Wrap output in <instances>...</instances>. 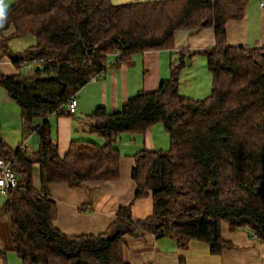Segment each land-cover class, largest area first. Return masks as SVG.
<instances>
[{
    "label": "trees",
    "instance_id": "obj_1",
    "mask_svg": "<svg viewBox=\"0 0 264 264\" xmlns=\"http://www.w3.org/2000/svg\"><path fill=\"white\" fill-rule=\"evenodd\" d=\"M247 2L15 0L0 17V61L9 59L19 72L2 74L1 86L20 105L26 135L41 136L36 153L13 151L0 139V159L11 160L19 179L0 217L11 225L13 250L23 264H127L125 237L145 234L181 246L205 242L221 255L236 248L224 239V224L264 243V47L233 46L227 37L228 23L244 18ZM208 28L215 30L216 44L200 51L213 76L206 99L180 93L181 72L193 57L180 50V65L173 62L170 79L158 90L141 91L116 113L100 108L89 117L91 131L105 145L74 141L62 158L49 122L38 129V120L57 113L103 75L111 57L120 65L138 53L174 50L178 33ZM28 35L36 37V46L13 53L10 41ZM35 59L54 62L23 76L22 64ZM157 124L170 136V151H139L132 172L135 199L152 196V216L135 222L130 205L99 236L69 237L56 229L50 187L118 181L117 142L124 135H146ZM36 164L41 192L33 185Z\"/></svg>",
    "mask_w": 264,
    "mask_h": 264
},
{
    "label": "crops",
    "instance_id": "obj_2",
    "mask_svg": "<svg viewBox=\"0 0 264 264\" xmlns=\"http://www.w3.org/2000/svg\"><path fill=\"white\" fill-rule=\"evenodd\" d=\"M112 1L114 4L124 5L158 0ZM14 2L15 0H0V17ZM247 3L244 18L230 21L227 25L228 43L233 46L264 47V0H248ZM215 44L213 28L199 33L180 32L176 36L174 50L190 52L193 55L191 62L193 65L196 62V56L203 55L200 51L212 49ZM174 50L138 53L120 65L116 64V57H111L105 73L94 79L77 95L78 108L75 115L54 113L46 120H38V129L46 121L49 122L50 135L58 146L62 158L67 156L74 141H90L98 144L104 139L91 131L89 117L100 108L109 113H116L141 91L158 90L161 83L171 77ZM188 66L190 65L186 67ZM203 67H206L205 62ZM182 71V80L185 75L191 73L185 69ZM2 74L12 76L19 72L9 59H3L0 61V76ZM184 82L185 80L181 81V94L191 99H199L200 97H193L184 91ZM195 85L201 87L200 84ZM190 92L196 94L195 90ZM199 92H201L200 89H198ZM205 93H207V88L204 90ZM124 138H127L132 146H126ZM0 139L13 151L23 149L29 153H36L41 148L39 132L35 131L26 135L22 109L1 86V83ZM116 147L122 155L121 177L118 181L87 183L79 188H73L67 184H53L50 187V195L58 210L54 225L63 234L69 237L102 235L117 220L120 210L130 205H132L133 221L134 219L144 220L152 216L153 201L135 199L137 188L132 179V172L135 167L134 156L139 151L143 149L156 151L155 127L146 135L122 136ZM135 150L138 152L134 156L127 155V152H135ZM33 185L37 191L41 192V171L38 164L33 167ZM7 200L8 196L0 192V211L5 207ZM222 232L224 239L236 248L225 250L219 255L221 262L218 264H264V243L262 241L245 231L231 232L227 224L223 225ZM162 238L152 234H145L142 237L126 236V263L187 264L184 257L187 246L178 245L172 238H169L170 242L161 241ZM191 243L188 244V249L191 248ZM0 264H23L21 258L13 250L12 228L5 216L0 217Z\"/></svg>",
    "mask_w": 264,
    "mask_h": 264
},
{
    "label": "rangeland",
    "instance_id": "obj_3",
    "mask_svg": "<svg viewBox=\"0 0 264 264\" xmlns=\"http://www.w3.org/2000/svg\"><path fill=\"white\" fill-rule=\"evenodd\" d=\"M36 44H37L36 37L33 35H28V36L12 39L10 41V48L13 53L21 54L29 50L31 47L36 46ZM204 62H205L206 67H203ZM183 69L187 70V72H191L189 75H185L183 80H182L183 71L181 72V75H180V85H181V81L185 80V82L183 83V88L185 89L184 91L186 93L193 95V97H200L199 99H196V100H204L209 95H211L212 89H213V76L210 70L208 69L207 57L205 55H197L196 62L193 65L184 67ZM29 75H31L29 72L23 71V76L28 77ZM193 81H195L194 84H191V82ZM195 84H198V85L200 84L201 87L199 88ZM206 88H207V93L204 94V90H206ZM198 89H200L201 92L198 93ZM194 90L196 91L195 92L196 94H193ZM190 91H192L193 93H191ZM80 93L81 91L78 94ZM155 142L157 143V148L155 149L156 151H164V152L170 151L171 149L170 136L165 131L163 124H157L155 126ZM98 144L103 146L105 145V141L102 140L101 142H98ZM124 144L126 146H132V143L128 141L127 138H124ZM126 148H124V150ZM128 149H132V148H128ZM137 152L138 151L136 150L135 152L134 151L127 152L128 153L127 155H130V157H132ZM123 155L125 156V153H123ZM144 200L153 201L152 196H150V198L142 199V201ZM134 221H139V220L134 219ZM164 240L166 242H170V239L167 237L161 239V241H164ZM191 242H192L190 244L191 248L188 249L189 246L187 245L186 251L184 253L185 254L184 257L186 258L187 264H218L219 262H221L218 257L219 255L213 254L211 252L209 244L205 242H201V241H191Z\"/></svg>",
    "mask_w": 264,
    "mask_h": 264
},
{
    "label": "built area",
    "instance_id": "obj_4",
    "mask_svg": "<svg viewBox=\"0 0 264 264\" xmlns=\"http://www.w3.org/2000/svg\"><path fill=\"white\" fill-rule=\"evenodd\" d=\"M181 51L176 50L173 55V62L176 66L180 65ZM54 60L35 59L26 61L22 64V70L32 74L36 70H48ZM78 108V100L72 97L65 106H62L57 114L75 115ZM0 192L7 195L10 190L16 189L19 184L18 175L16 174L11 160L5 161L0 159Z\"/></svg>",
    "mask_w": 264,
    "mask_h": 264
},
{
    "label": "water",
    "instance_id": "obj_5",
    "mask_svg": "<svg viewBox=\"0 0 264 264\" xmlns=\"http://www.w3.org/2000/svg\"><path fill=\"white\" fill-rule=\"evenodd\" d=\"M79 37L81 38V41H83L82 40V35L80 33H79ZM188 65H191V62L190 61H189ZM159 238H162V236H159Z\"/></svg>",
    "mask_w": 264,
    "mask_h": 264
}]
</instances>
